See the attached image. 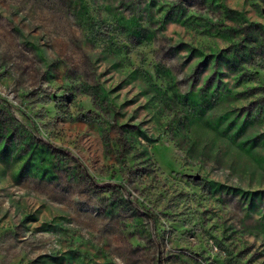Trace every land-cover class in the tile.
Segmentation results:
<instances>
[{
    "label": "rangeland",
    "instance_id": "obj_1",
    "mask_svg": "<svg viewBox=\"0 0 264 264\" xmlns=\"http://www.w3.org/2000/svg\"><path fill=\"white\" fill-rule=\"evenodd\" d=\"M0 264H264V0H0Z\"/></svg>",
    "mask_w": 264,
    "mask_h": 264
},
{
    "label": "trees",
    "instance_id": "obj_2",
    "mask_svg": "<svg viewBox=\"0 0 264 264\" xmlns=\"http://www.w3.org/2000/svg\"><path fill=\"white\" fill-rule=\"evenodd\" d=\"M91 184H92V185H95V186L97 185L96 183H91Z\"/></svg>",
    "mask_w": 264,
    "mask_h": 264
}]
</instances>
